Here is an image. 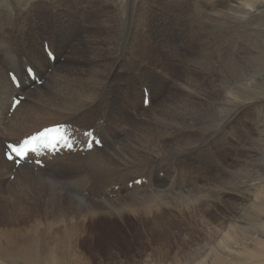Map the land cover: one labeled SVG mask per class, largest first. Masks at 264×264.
Masks as SVG:
<instances>
[{"label":"bare ground","instance_id":"6f19581e","mask_svg":"<svg viewBox=\"0 0 264 264\" xmlns=\"http://www.w3.org/2000/svg\"><path fill=\"white\" fill-rule=\"evenodd\" d=\"M213 1H207L210 6L207 7L201 0H194V5L186 9L182 7L183 0H172L171 4L169 1L167 7L160 0H0V152L6 146L1 143L16 142L58 123H68L82 147L54 156L47 153L43 167L28 163L30 157L19 166L0 159V193L6 190L8 185L4 181L10 174L14 175L12 184L18 186L14 195L5 198L2 204L5 209L9 207L7 215L17 225L12 220L10 228L0 226V254L14 258L12 264H73L70 258L75 254H71L73 250L70 255L63 251L67 238L54 236L56 240L48 242L51 233L83 232L87 230V221L102 218L124 221L131 213L151 215L152 210L136 211V205L132 209L134 202L124 195L152 190L155 197L171 204L167 206L170 212L182 205L183 210L194 211L198 219L192 224L186 221V231L194 233L186 232L183 238L196 240L194 248L176 250L174 254L160 253L159 259H153L151 264H264V142H258L264 139L246 144L251 137L255 138L257 131L247 127L244 120L233 118L263 99L257 98L252 90L245 95V86L241 85L242 78L250 76L249 70L257 67L253 66L255 62L264 67V57L246 58V63L239 57L209 59L203 62L205 66L198 61L177 72L178 75L168 72L165 76V68L162 73L158 69L167 54L159 55L157 60L149 54L147 45L148 38L157 34L168 52H179L178 57L188 65L195 55L182 36L178 37L186 29L182 23L203 14L209 23ZM215 1L221 5L214 13L218 24L228 23L227 19L237 24L246 17L264 18V0ZM157 4H162L159 8L164 11L153 20ZM197 28H192L195 36L202 35L195 31ZM175 40L186 45L185 54L181 53V46H173ZM43 41L53 58L41 45ZM198 44L207 49L203 43ZM27 67L34 78H30ZM141 69L147 71L141 73ZM10 75L17 79V84ZM36 79L41 84H36ZM259 82L252 81L250 85L254 87ZM144 86L150 88L146 92L147 105L142 101ZM119 92L124 95L123 101ZM19 94L24 98L12 110L10 101ZM211 112L219 116L232 113L233 125L230 126V121L226 123L229 118L223 124L222 147L238 144V149L229 153L226 164L233 166L229 168L230 174L220 175L218 180L212 175L213 197L201 201L192 192H181L176 164H170L174 159L166 157L179 153L196 157L192 153L196 148H190L193 144L188 125L204 118L208 122ZM219 116L212 122L218 124L222 119ZM235 123L243 129L235 131ZM89 128L102 145L92 142V148L84 150L86 140L80 133ZM211 131L208 126L206 132ZM193 169L197 174L198 168ZM208 169L209 174L215 170ZM18 191L32 192L36 203L18 202L16 199H23ZM143 197H137L141 206ZM16 201L20 207L14 204ZM22 205L29 208L24 210ZM28 214L35 218L30 226L22 222ZM177 215L182 217L181 210ZM3 219L8 223L6 214ZM42 231H46L43 237ZM208 231H217V236ZM78 254L76 251L75 255Z\"/></svg>","mask_w":264,"mask_h":264},{"label":"rangeland","instance_id":"374dc122","mask_svg":"<svg viewBox=\"0 0 264 264\" xmlns=\"http://www.w3.org/2000/svg\"><path fill=\"white\" fill-rule=\"evenodd\" d=\"M160 1L166 7H167L169 1H170V4L172 3V0H166L165 2L163 0H160ZM183 1H184V2H182L183 8L190 9L191 5L192 6L194 5V3H193L194 0H188V1L183 0ZM201 1L203 2V4L205 6L210 7L209 3L207 2L209 0H201ZM226 1L229 2L231 0H226ZM213 3L215 4V6H212L214 9V12H210L212 16H211L209 23L207 22V17L205 16V14H203V16L202 15L193 16L192 18L187 19L182 23L183 25H185L186 29H185L183 35L178 34V37H180L179 35L182 36V40L189 46V49L193 53V55H195L194 57L192 56L189 59V61H188L189 66L183 62V59L181 60V57H178L179 52L177 54L169 53L166 46L163 43V40H160L158 38L159 36H157V34L155 35V37L148 38L149 40H147V45L149 47L148 48L149 54L152 57L159 60V55L165 57L167 54L166 60L162 63V68H159L158 72L162 73V69L165 68L164 69L166 71L164 73L165 76L166 75L168 76V74H169L168 72H172L175 75H178V73H180L179 72L180 70H183L186 67L190 68L192 66V64H194L195 62L199 61V64L203 65L204 64L203 62H206L209 59L215 60L216 58H217L216 60H220V59H233V58L239 57V58H244V60H243L244 63H246V61L248 60L246 58L252 59V57H256L257 59H261V58L263 59V57H264V18H262V16H260L258 19L255 20L252 17H246L245 19H243L241 21V23H237V24H235L230 19H227L228 23L218 24V22H216V20H215L214 13H215V10L217 12L220 9L219 7L221 5L218 2H216L215 0L213 1ZM160 6H162V4H157L155 7L153 20L158 18L159 13H161L162 9L164 11V8H159ZM215 8H217V9H215ZM162 14H163V12H162ZM246 22H247V24H246ZM232 23L234 24V26H232L233 25ZM242 23H243V25H242ZM151 25H152V23H151ZM190 25L192 28L194 26H195V28L198 27L197 30H195V31L197 33L200 32L203 34L195 36ZM212 26L213 27L215 26V27L213 28ZM228 27L230 28L229 30H227ZM215 28H216V30H214ZM223 29L224 30L226 29L225 32ZM204 35H206L208 37H205ZM175 37H176V35H175ZM216 39L218 41H215ZM176 40H177V37H176ZM176 40L174 42H172L173 46H175V47L181 46V48H182V51L180 50L181 53L186 52L185 51V50H187V47H185L186 45H183V44H181V42H177ZM220 41H222V43H220ZM198 43H201V44L203 43L204 45L207 46V49H205V50L201 49V46H199ZM41 45L44 47V45H48V44H46L43 41V42H41ZM195 45H197V46H195ZM162 46H164V47H162ZM212 47H213V49H212ZM170 54H171V56H170ZM207 55H209V56H207ZM213 55L215 57H213ZM205 56L207 58H205ZM252 63H253V61H252ZM173 65H177V66H173ZM203 66H205V65H203ZM253 66H257V67L249 70L251 72V74L248 78H244V79L242 78V81H244L243 82L244 84H242L241 86H245V90H246V92L244 93L245 95L247 94V91L250 90L249 92H251V90H252V91H254V94L257 98H263V99L258 100L256 102V105L254 108L244 109L243 113H241L239 115V117L238 116L233 117L234 119L244 120L245 122H247L248 123L247 127L253 128V130L257 131V134H258V132H260L262 130L258 135L256 134L254 136L255 138L251 139L252 138L251 137L250 138L251 140L249 139L246 142V144H248L250 142H254V141L258 140L259 138L264 139L263 137H260V135H264V101H263L264 100V94H263L264 93L263 92L264 91V67H261L256 62H255V65L253 64ZM149 67H151V66L149 65ZM178 67H179V69H178ZM251 79H252V81H260V82L258 83V85L255 84L253 87L250 85V82H252ZM177 80L179 82L181 81L179 79H177ZM246 82L249 83L250 88ZM256 86H258V87H256ZM261 92H262V94H260ZM118 96L120 97V100L123 101V96H124L123 93L119 92ZM256 108H258V110ZM216 110L217 109H215L214 111H216ZM212 114H213V112H211V114L209 115L210 120H208V122H206L207 118H204L203 119L204 121L202 120L201 122H191V124L188 125V130L191 133V144H193V145H190V148L191 147L196 148V151H195V149L192 150L193 156H196V157H189L186 153H179L180 154L179 156H168V157H166V158L172 157L174 159L173 161H171L170 164H176V170L179 173V174L177 173V175H176L177 176V183H178V186L180 187L181 192L182 193H185L187 191H188L187 193L192 192L191 194L194 196V198L195 199L201 198V201L203 199L213 197V194H212L211 189H210L213 187L212 175L215 174L216 180H218L220 175H221V177H224V176H228L230 174L229 173L231 171L230 169H232L233 166L232 165L227 166V164H226L228 159H229V156H230L229 153L235 152L238 149V144H232V146H228V148H226V149L224 147H222V140H223V136L225 133L224 130H223V133L219 135V138L218 139L216 138L217 133H219L220 130L223 128V124L225 122V119L227 120L229 118V120H227L226 123H228L230 121V126L233 125L232 119H230V117L232 116V113L229 114L227 112L226 113L224 112L223 116H219L217 114L212 115ZM227 115H228V117H227ZM215 116H219L220 118H222V119H220V122H218V124H217V122H215V123H214V121L212 122V119H214ZM213 123L216 125H213ZM256 124H257V126H256ZM192 125H194V126H192ZM206 126L207 127L210 126V131L212 130L211 132H209V134L206 132V129H207ZM254 126H255V128H254ZM200 127H202V128H200ZM190 128L192 131L190 130ZM261 128H263V129H261ZM240 129H243V128H240L237 125V123H235L234 124V130L238 131ZM202 130H203V132H202ZM119 134L121 135V132H119L118 135ZM201 137L205 141H202ZM8 140H9V138H8ZM207 140L209 142H211L213 147L204 149V148H202V146L205 143L206 144L209 143ZM258 142L263 143L264 141L258 140ZM232 143H234V140H232ZM4 144H5V142L1 143V146ZM197 148H201V150L197 151ZM180 149H182V148H179V150ZM166 158H164V159H166ZM262 158H264V155H262ZM195 167L198 168L197 174H194L195 170L193 168H195ZM216 167H217V169H216ZM208 168H214L215 170H213L212 173L209 174ZM246 169H247L246 171L248 174L250 167L246 168ZM160 175H161V173H160ZM13 177H14V175L10 174L8 179H7L8 182L13 181ZM6 181H4V185H6V186L8 185V186H7L6 190H4V192L0 193V226L3 228H10L11 223L13 222L12 220H14V219H12V218L10 219V217L7 215L6 211L9 209V207H7L5 209L3 207L4 205L2 206V204L4 203L5 198H7L11 195H14V192L18 189V186L12 184L13 182L8 184V183H6ZM180 181L182 183H180ZM207 181H208V183H207ZM185 187H190V189L185 188ZM18 193L23 197V199H16L18 202H20L22 204L36 203L35 197H33L31 194L32 192H20V191H18ZM127 195L130 199L127 197ZM142 195L144 196L143 200H145V201L142 200L143 206L139 205V201L137 198V197H141ZM155 196H156V193L154 190H152L151 193L143 191V193L140 195H134V194H125L124 195L125 199L132 200L134 202L132 209H134V206L136 205L135 206L136 211L141 209V210H145L147 212H150L152 210L151 215L149 213L146 215V213H140L139 212V214L138 213H131L130 216H127L124 221H119L116 218L113 219V217L111 218V220L102 218L99 221H87V224L85 226V227H87L86 231H83V232L77 231L78 234L76 233V231H74V232L67 231L66 234L65 233L62 234L61 232H63V231H60V233L62 235L60 233H58L59 231H54V232L51 231V232H53V234L50 232L51 233L50 235H53V236L52 237L50 236L47 241L51 242L54 239L56 240L57 237L59 238V235H60V237L64 236L65 238H67L68 240L63 237V240H62V242L64 241V239L66 240V242H63L64 243V245H63L64 253L69 254L73 250L71 252V254H73V252L76 254V251H78V253L80 252V255H81L80 256L79 254L78 255L73 254L70 256L73 264H84V263L85 264H151L153 259H159L158 256L160 253H163V252L166 253V251H167L170 254H174L176 250L187 249L190 246H192L194 248V246L192 244L195 243L196 240L195 241L183 240L184 234L186 232L194 233V231H186V229H187L186 228L187 227L186 221H188L189 223L192 224L195 219H198L195 216L194 211L183 210L182 205H180V206H177L174 209H172V212H170L167 209V206L171 207V204L167 203L166 201L160 200L159 198H157ZM17 201L14 204H16L17 206L20 207V205ZM164 203H166V204H164ZM144 205H146V206H144ZM163 205H164V207H163ZM139 206H140V208H139ZM137 207H138V209H136ZM153 207H154V209H153ZM22 208L24 210H26L29 207H28V205L26 207L24 205H22ZM165 208H166V210H165ZM155 209L156 210L161 209V210L159 212H155L156 211ZM117 210H121V209L117 208ZM179 210H181L182 217L180 215H177V212ZM153 211H154V213H153ZM115 213H117V212H115ZM164 213H166V214H164ZM5 214H6V218L8 220V223H6L3 219V215H5ZM138 215L139 216L141 215V216L139 217ZM149 216H150V218H149ZM19 217L20 216H18L17 219L20 220L21 217L20 218ZM32 219H35V218L34 217L30 218L29 214H28L27 216H23L22 222L24 223V225L30 226ZM36 219L38 220L39 218H36ZM141 219H142V221H141ZM183 220H185V221H183ZM79 222H81V221H78V223ZM88 223H90V224H88ZM81 224H84V222H81ZM14 225H17L15 223V220H14ZM20 225L24 226L23 224H20ZM39 232H41V231H39ZM45 232L46 231H42V237H43ZM208 232L213 237L217 236V231H208ZM70 233H73V234H71L72 236L70 235ZM54 236H56V238H53ZM71 238H73V239H71ZM70 239H71V241L73 240V242H71ZM68 241L71 242V245H70V242L68 243ZM74 243H76L77 246ZM72 245H74V246H72ZM65 246H67V247L69 246V247L68 248L66 247V249H65ZM75 246L77 249H73V248H75ZM63 247H62V249H63ZM70 247H71V249H70ZM65 250H66V252H65ZM67 250H69V251H67ZM156 252H157V254H156ZM7 257L8 256H6V257L3 256V253L0 254V258H3L2 260L0 259V261L3 264H12L15 261L14 258H7ZM79 257L81 258V260Z\"/></svg>","mask_w":264,"mask_h":264},{"label":"snow or ice","instance_id":"6c2138e0","mask_svg":"<svg viewBox=\"0 0 264 264\" xmlns=\"http://www.w3.org/2000/svg\"><path fill=\"white\" fill-rule=\"evenodd\" d=\"M30 72L31 69H28ZM146 69H141V73L146 72ZM144 92H149L150 88L147 86H144L143 88ZM0 95H2V86H0ZM18 103V101H17ZM9 106H14L12 102L10 101ZM223 128L220 130L219 133H217V139L219 138V135L223 133ZM60 131L59 128H48L45 129L43 132L39 133L37 136H31L28 139L23 140L22 143L18 142L17 144H7L6 150L3 152H0V159H3L4 161H11L14 164H19L22 159L25 158V155L30 152L34 151V146L37 142L41 141L43 138L48 137L50 134L58 133ZM85 135H88V133H85ZM213 145L211 142L204 144L202 148L207 149L211 148ZM201 148H197V151H200ZM180 151H183V149H180Z\"/></svg>","mask_w":264,"mask_h":264}]
</instances>
